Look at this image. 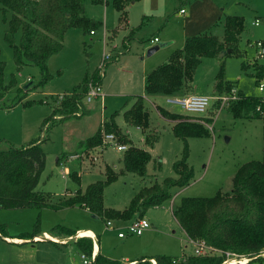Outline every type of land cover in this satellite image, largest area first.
Returning <instances> with one entry per match:
<instances>
[{"label":"rangeland","instance_id":"rangeland-1","mask_svg":"<svg viewBox=\"0 0 264 264\" xmlns=\"http://www.w3.org/2000/svg\"><path fill=\"white\" fill-rule=\"evenodd\" d=\"M189 1L192 3L194 0H166V3L170 14H174L179 8L187 9ZM217 1L222 4L226 15L242 17L244 30L235 52L222 60L203 57L196 67L192 94L212 98L208 110L199 116L186 114L179 106L168 104L165 96L143 95L142 76L146 74V68L158 59L160 61L155 66L163 64L170 56L169 48H160L147 56V50L155 45L148 41L152 31L145 24L135 31L136 40L131 39L124 50L128 30L118 27V13L112 6V0H102L99 4L85 0V16L101 22V26L93 35L83 28L68 29L62 50L48 60L50 78L43 83L39 68L26 65L17 69L12 48L4 38L6 25L0 16V62L3 63V81L10 85L0 97V151L20 148L36 138L40 139L45 166L36 190L50 193L54 198L65 193L68 196L104 180L106 166L119 173L123 166L122 151L116 150L115 143L104 142L102 148L86 152L78 147L116 111H119L115 116L118 128L136 146L148 150L152 159L146 166L144 178L119 173L113 182L104 187L105 208L123 210L142 186L174 178L173 164L181 158L185 146L186 163L193 171V179L187 187L176 189L170 201L145 213L144 219L150 228L141 236L128 235L121 239L118 233L123 232L130 221L96 218L81 206L0 210V230L8 237L0 235V264H83L76 241L80 237H88L84 231L98 236V246L105 257L121 263L125 260H136V263L143 255L148 258L166 255L180 259L193 254V246L171 213L172 207L182 198H211L218 192H229L238 168L263 158L262 120L234 118L228 110L233 101L222 104L220 97L228 93L215 92L214 84L222 64L223 80L235 86L238 94L264 98V89L259 90L260 83L264 86V75L257 80L256 70L251 66L255 62L256 66L264 68V56H259L256 47V41L264 40V28L253 24L256 18L264 17V0ZM178 20L175 19L176 22ZM136 22H132L134 25L130 27H137L139 22ZM209 33L221 36V23ZM18 40L19 33L15 36V41ZM105 53L110 55V59L100 68ZM96 74L101 75V96L89 103L84 102L85 108L91 109L90 115L70 118L65 125L64 122L52 124L42 132L44 121L51 119L52 106L60 100L58 97H68L86 76ZM142 95L150 114V128L159 136L152 147L145 145L144 132L127 125L122 116V110L131 105L133 97ZM27 101L39 103L24 106ZM156 106L201 125L209 135L190 137L184 143L173 133L174 121L162 118ZM55 117L60 119L58 114ZM73 173L79 178H73ZM107 221L112 222V229L106 226ZM55 227H59V231L53 234L51 232ZM61 227L81 235L76 237L75 233L66 237ZM34 233L37 236L31 238ZM215 254L225 255L223 264H264V250L252 256L216 249Z\"/></svg>","mask_w":264,"mask_h":264},{"label":"trees","instance_id":"trees-1","mask_svg":"<svg viewBox=\"0 0 264 264\" xmlns=\"http://www.w3.org/2000/svg\"><path fill=\"white\" fill-rule=\"evenodd\" d=\"M102 3V0H92ZM139 0H112V6L118 13V27L128 29L124 50L135 31L146 24L143 17L137 27L128 26L127 7ZM85 0H0V16L6 25L4 38L12 48L14 62L18 70L30 65L39 68L43 82L50 78L47 63L51 56L63 48V40L68 29L83 28L90 34L101 26V22L91 20L84 14ZM222 36L209 32L187 37L181 48L174 50L167 60L151 70L144 79L145 96L175 97L188 95L193 90V77L201 58L213 57L222 60L237 49L241 32L244 30L242 17L226 15L221 21ZM19 33L18 42L15 41ZM230 50L229 53L227 51ZM220 54H224L219 57ZM256 70V79L262 78L264 68L251 64ZM222 64L215 78L214 90L217 93H229L235 86L223 80ZM256 80V81H257ZM101 83V75L86 76L72 93L52 106L51 119L45 120L42 132L52 124H61L70 118H81L89 114L84 106L87 83ZM12 84V83H11ZM3 81V63L0 62V97L7 91ZM240 94V93H239ZM238 94V99L230 103L229 113L234 118L260 119L263 122V158L242 165L232 178V188L227 193L218 192L211 198H182L171 209V213L188 239L201 240L209 247L223 252L256 255L264 250V98L247 97ZM43 102V101H40ZM36 101H27L24 106L34 105ZM46 103V101H45ZM54 103V102H53ZM159 115L174 121V135L186 143L190 137L209 135L201 125L188 122L180 114H173L168 109L156 106ZM58 114L60 119H56ZM119 111L104 119L97 131L81 141L78 147L86 152L102 148L103 137L112 134L115 141L125 145L122 152V169L119 173H130L144 178L146 166L152 156L146 149L135 146L115 123ZM124 122L144 132V143L152 147L159 139L150 128V114L145 107L144 98L133 97L131 105L122 110ZM170 121V122H171ZM187 149L183 148L181 158L173 164L174 178L164 179L161 183L142 186L123 210L105 208L103 205L104 187L113 182L119 173L112 168H105V179L88 185L83 191L72 195L54 198L52 194L38 191L36 187L45 166V153L39 138L20 148L0 151V210L24 208H63L81 206L90 211L92 216L107 220L134 221L144 218L152 208L160 207L170 201L176 189L187 187L193 179V171L186 163ZM78 179L75 173L71 174ZM55 227L51 233H56ZM64 230L66 237L76 231ZM0 235H3L0 230ZM37 234L31 235V238ZM50 236H53L50 234ZM29 239V237H23ZM78 249L90 258L93 241L89 237H80ZM223 264L225 255L190 254L180 259L166 255L144 258L135 264ZM95 264H123L101 254L95 256Z\"/></svg>","mask_w":264,"mask_h":264},{"label":"crops","instance_id":"crops-1","mask_svg":"<svg viewBox=\"0 0 264 264\" xmlns=\"http://www.w3.org/2000/svg\"><path fill=\"white\" fill-rule=\"evenodd\" d=\"M179 2H181V0H179ZM189 3L190 1L187 4V9L179 8L177 11L175 10L174 14H170L169 9L167 8L166 0H139L136 2H132L127 7L128 26L130 27L131 25H134L132 24V22L137 23L136 20L140 23L141 19L143 17H146V25H148L149 29L152 31V36L148 39L149 43L151 45H159L161 43L158 50L160 48H169L168 53L171 54L174 50L179 49L183 46L184 41L187 37H192L198 34L209 32L218 23H221L224 16H226L222 4L217 0H194L192 3ZM180 10H184V13H180ZM176 18L179 19L177 22L175 21ZM217 36L221 37L222 35ZM155 38L158 39V42H153ZM132 40H136V38L133 36ZM124 45L125 43L123 44V46ZM158 61L160 60H156L154 62L155 64H153L151 67L146 68V74L142 76L143 80L145 79L147 73L157 67L155 65L156 63H158ZM143 95L145 96V94ZM143 95L141 97H143ZM88 112V115H90V108H88ZM65 123L66 121L64 122V125ZM98 128L99 127H97V129ZM98 243L99 238L97 236L95 256L97 254L103 255L100 251ZM144 258L148 257L146 255H143L140 256L138 260ZM134 261L136 260H125L123 264H135Z\"/></svg>","mask_w":264,"mask_h":264},{"label":"built area","instance_id":"built-area-1","mask_svg":"<svg viewBox=\"0 0 264 264\" xmlns=\"http://www.w3.org/2000/svg\"><path fill=\"white\" fill-rule=\"evenodd\" d=\"M180 13H184V10H180ZM254 26H260L262 25L264 28V17L263 18H256L254 21ZM91 35H93L94 33L91 32ZM153 42H158V39L155 38ZM256 47L258 48V53L260 57L264 56V40L262 41H256ZM110 59V55L109 54H104L103 55V59L102 62L100 64V68H102L104 65H106V62ZM264 86L262 83L259 84V90L263 91ZM101 96V89H100V85L93 83L92 81H90L88 83L87 86V91L85 93V98H84V102L85 103H89L91 101H93L94 99H98ZM61 101V99L63 98V96L58 97ZM166 102L168 104L171 105H177L179 106L182 111H184L186 114L189 115H202L204 114L210 104H211V100L212 98L207 97V96H202V95H195V94H188V95H182V96H175V97H165ZM238 99V92L236 91V89H231V91L226 95V96H221L220 100L221 103H225L227 104L230 101H234ZM104 142L106 143H115V147L117 151H125L126 150V146L119 144L115 141V138L112 134H106L103 137V144ZM62 177H64V174L62 175ZM106 226L109 227L110 229H112V222L107 221L106 222ZM150 228V224L144 219H137L134 221H130L124 228H123V232H119L118 233V237L119 238H125L126 236H140L145 230ZM81 233L77 232L76 233V237L80 236ZM88 236L90 239H92L93 241V247H97L96 243H97V237L95 235H86ZM189 243L193 246V254L195 255H212L215 254V249L209 247L208 245H206L203 241L201 240H191L188 239ZM226 255H229L228 253H225ZM82 258V263L83 264H95V249L92 252V255L90 258L86 257L85 255H81ZM154 264V262H153ZM227 264V263H225Z\"/></svg>","mask_w":264,"mask_h":264},{"label":"water","instance_id":"water-1","mask_svg":"<svg viewBox=\"0 0 264 264\" xmlns=\"http://www.w3.org/2000/svg\"><path fill=\"white\" fill-rule=\"evenodd\" d=\"M159 47H160L159 45H158V46L155 45V46L149 48V49L147 50L146 55H147V56L152 55L154 52H156V51L158 50ZM229 52H230V50L227 51V53H229ZM223 55H224V54H220L219 57H222Z\"/></svg>","mask_w":264,"mask_h":264},{"label":"bare ground","instance_id":"bare-ground-1","mask_svg":"<svg viewBox=\"0 0 264 264\" xmlns=\"http://www.w3.org/2000/svg\"><path fill=\"white\" fill-rule=\"evenodd\" d=\"M86 235H92V234H90V233H86V231L84 232ZM242 262V261H241ZM233 264V263H232Z\"/></svg>","mask_w":264,"mask_h":264}]
</instances>
